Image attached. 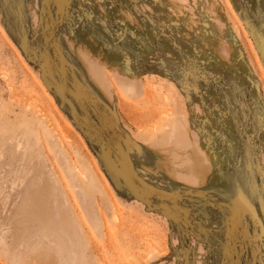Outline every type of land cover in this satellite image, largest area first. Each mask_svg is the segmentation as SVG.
<instances>
[{"label":"rangeland","instance_id":"obj_1","mask_svg":"<svg viewBox=\"0 0 264 264\" xmlns=\"http://www.w3.org/2000/svg\"><path fill=\"white\" fill-rule=\"evenodd\" d=\"M0 264H264V0H0Z\"/></svg>","mask_w":264,"mask_h":264},{"label":"crops","instance_id":"obj_2","mask_svg":"<svg viewBox=\"0 0 264 264\" xmlns=\"http://www.w3.org/2000/svg\"><path fill=\"white\" fill-rule=\"evenodd\" d=\"M64 150H65V149H64ZM78 150H79V149H78ZM65 152H67V151H65ZM67 153H68V152H67ZM87 164H88L89 166H91L90 163L87 162ZM73 166H74V167H73ZM64 169H65L64 171H66L67 174H68L70 177H72L71 172H72L73 170H76L79 174L82 175V173L79 172V169H78L77 167H75V165H74V161H73L72 159H70V158L64 160ZM69 170H70V171H69ZM91 175H92V174H90L89 177H91ZM82 176H84V175H82ZM84 177H85V176H84Z\"/></svg>","mask_w":264,"mask_h":264},{"label":"bare ground","instance_id":"obj_3","mask_svg":"<svg viewBox=\"0 0 264 264\" xmlns=\"http://www.w3.org/2000/svg\"><path fill=\"white\" fill-rule=\"evenodd\" d=\"M48 217L50 216L48 213H47ZM58 223V226L60 227V229L64 232H67V225L64 223L63 219H60V221L57 222Z\"/></svg>","mask_w":264,"mask_h":264}]
</instances>
